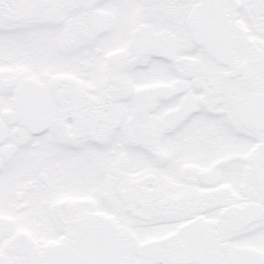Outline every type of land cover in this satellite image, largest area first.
Returning a JSON list of instances; mask_svg holds the SVG:
<instances>
[{
  "label": "snow or ice",
  "instance_id": "obj_1",
  "mask_svg": "<svg viewBox=\"0 0 264 264\" xmlns=\"http://www.w3.org/2000/svg\"><path fill=\"white\" fill-rule=\"evenodd\" d=\"M0 264H264V0H0Z\"/></svg>",
  "mask_w": 264,
  "mask_h": 264
}]
</instances>
